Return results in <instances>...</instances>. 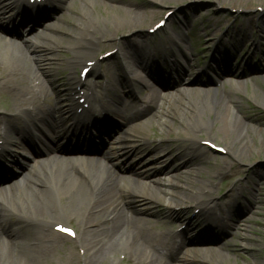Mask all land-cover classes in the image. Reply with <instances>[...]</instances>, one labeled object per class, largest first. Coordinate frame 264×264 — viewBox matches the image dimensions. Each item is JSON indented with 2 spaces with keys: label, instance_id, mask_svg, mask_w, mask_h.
I'll list each match as a JSON object with an SVG mask.
<instances>
[{
  "label": "bare ground",
  "instance_id": "obj_1",
  "mask_svg": "<svg viewBox=\"0 0 264 264\" xmlns=\"http://www.w3.org/2000/svg\"><path fill=\"white\" fill-rule=\"evenodd\" d=\"M24 1L0 0V10L13 13L19 7L17 3ZM45 1L51 4L52 12L62 9L67 4L66 0ZM82 1L92 5L91 0ZM150 1L153 5L147 10L129 1L113 0L115 6H112V10L120 11L122 18L106 19L104 29L95 24L94 31L86 32V35H81L78 31L62 30L61 35L65 38L69 35V40L62 37L57 39L54 32L52 38L40 47L24 46L25 50L19 51L16 49L18 47L8 48L0 44V92L6 90L9 94V100L0 110V152L5 154L6 160L9 156L16 159L17 154H12L6 149L21 146L23 141L29 139L35 147L44 146L52 153L48 154L50 157L43 167L29 175L19 176L12 171L8 178L6 173L3 175L0 172V176L6 178V181L0 180L3 181L0 187V264L6 262L38 264L39 257H63L61 261H64V264H108L114 258L125 259L124 264H177L175 261L178 260L181 251L186 252V256L181 260L184 264H198L196 259L187 257L189 252L202 261L215 259V264H222L225 261V258L219 255L220 250L215 248L217 247L215 238L225 236L232 228L238 229L240 225L237 211H233L237 204L232 200L214 201L210 195V190L214 187L211 179L227 173V168L231 171V167L222 165L226 164L225 160L217 166L215 172L207 173L208 179L201 190H197L199 187L193 182H187L191 187V195L175 191L171 195L172 200L175 199L173 205H166L167 212L171 211L168 206H183V211L179 210L178 214H175L183 219L184 211L187 210L184 206L192 205V208L197 209V215L194 216L201 217L208 228L215 230L210 233L212 236L209 238H202L199 233L188 236L183 230L175 232L163 225L157 226V223L129 215L124 207V203L129 201L139 204H160L150 192L138 189L133 181L127 182L129 176L119 178L110 173H101L100 166L94 165L91 159L85 162L87 167L85 170L72 167L78 163L77 161L70 163L58 159V155L66 148L80 147L86 140L85 136L91 134L89 128L93 129L94 122L91 121L97 119L95 114L101 115L105 112L119 115L125 123L123 129L115 126L106 129L100 126L94 131V134H102L110 142L113 140L108 152L113 162L124 159L127 151L138 150L135 137L141 132H146L154 118L159 119V125L166 131L174 129L189 142L185 149L176 155L173 154V157H168L169 159L164 160L157 156L143 169V173H136L137 171L130 166L127 169L130 177L142 175L147 181L148 175L152 173L170 177L176 172H182L183 167L191 164L205 162L206 165H210V158L206 155L209 144L219 143L217 146L236 162L246 161V157L253 153L264 154V144L261 145L254 140L263 133V122L258 120L253 124L244 111V102L247 100L244 95L247 88L245 78L264 73V68L258 64L259 62L254 61L252 55L254 47L264 39V19L257 20L261 22L255 26V30L250 18L239 23V26L234 25L232 33L227 29L223 35H218V21L207 20L203 27L207 35L204 47L209 48L212 39H215L217 44L207 66L198 70L189 57H185L183 61L173 53L172 47L179 42L182 48L181 41L184 38L180 33V27L174 24L173 15L164 24L162 33L156 34L159 35L161 43L153 38L154 33H146L144 27L157 13L163 14L169 10L166 5L179 0ZM217 1L218 6L230 2L232 4H228L229 7L245 11L254 10L256 4L252 3L263 2V0ZM74 4V1L70 3L69 14L72 9L74 10ZM92 6L95 8V5ZM160 8H164V12H160L162 11ZM77 14L85 19L86 13L83 8L78 10ZM180 20V23H185L183 18ZM81 23L82 20L74 25L78 28ZM0 26L4 30H12L9 32L14 35L20 32L15 26L14 18L2 20ZM27 28L33 35L38 32L37 29L33 30V27ZM38 29L43 30L42 25ZM121 30L132 32L126 38H117L115 33ZM194 34L197 36V32ZM88 35L91 38H87ZM146 37L151 39L148 45ZM94 45L98 46L96 49L106 45L116 48L110 55L114 56L113 63L103 71L100 69L96 52L89 48ZM61 46L72 50L76 55L67 61V68L71 70L68 77L72 91L67 99L62 96L63 91L58 92L57 86L47 75L49 70L44 62L47 51ZM160 47H163L165 55L159 50ZM120 51L124 52L122 59L119 56ZM245 51L246 55L242 56ZM80 59L84 60L80 64L81 67L85 66L84 62H91L89 72L92 75L104 72L103 75L109 73L111 78L117 77L124 88L128 89L126 92L128 99L134 94L135 83L144 85L143 78L147 76L146 74H152L157 82L145 84L142 88V98L147 102L146 106L141 107L140 102L130 101L129 108L130 104L127 105L126 100L116 93L112 104L102 101L91 93V87L80 76L76 77L73 69L78 66ZM124 74L129 75L130 79H126ZM212 76H216L221 86L227 88L224 93L217 95L212 91L204 92V89L212 88L213 83H216ZM112 80L107 79V85L114 88ZM45 81L49 82L50 87ZM171 85L173 89L168 88ZM49 88L56 90L55 93H58L60 99L66 101L67 105L63 107L59 99L57 103L59 107H56V110L48 108L44 100L47 98ZM84 88L87 91L81 94ZM82 96L89 106L78 113L76 111L81 104L75 98ZM257 96H254L256 104ZM120 106L126 107V112L122 111ZM52 111H56L58 117L63 120L67 117L75 120L70 131V136L76 138L75 142L72 143V139L68 142L60 141L61 130L56 128ZM84 116L89 120L83 122ZM162 117L168 120L161 119ZM115 133L118 135L112 139ZM22 147V150H28ZM35 150L38 154L42 153L39 147ZM39 158L41 157H37ZM57 159L59 161H56ZM200 173L199 171L197 175ZM250 181V184H237L234 187L233 190L238 193L236 196H240L245 189L246 196L254 194L253 190L246 187L257 186L259 181L255 179ZM231 192L225 197L231 198L233 196ZM240 198L241 196L238 199ZM10 200L19 206V210L11 207ZM254 209L255 204L250 203L243 211L248 215ZM10 215L14 217L12 222L9 220ZM65 218L74 219L79 226L78 233L73 234L75 247L79 251L76 252L77 255L70 247L64 248L65 237L54 230L55 225H60ZM7 224H12L13 227L8 230ZM192 224L190 222L188 225ZM60 227L64 228L61 225ZM188 227L190 226H185V229ZM75 256L78 258L69 262ZM65 257L70 258L66 260Z\"/></svg>",
  "mask_w": 264,
  "mask_h": 264
},
{
  "label": "rangeland",
  "instance_id": "obj_2",
  "mask_svg": "<svg viewBox=\"0 0 264 264\" xmlns=\"http://www.w3.org/2000/svg\"><path fill=\"white\" fill-rule=\"evenodd\" d=\"M67 5H70L72 1H74V10L72 9L70 11V14L66 12H63L56 18V20L51 24L52 26L59 24L57 29L55 30V35L58 38H64L65 40H69L70 36L67 35L66 39L61 35V31H78L81 35H86V32H92L95 29V24L99 26V28L104 29V21L107 20H114V19H120L122 18L120 11L112 10L114 5L113 0H91L92 5H95V8H93L92 5L85 4L82 0H66ZM121 1V0H120ZM129 1L131 3L137 4L142 6V8H145L147 10H150L152 8L153 3L150 0H125ZM219 1L217 0H179V2H174L171 5H166L165 7L169 10L167 12H170V14L166 17V22L171 19V16L175 18V26H179L183 28L186 32V41H188L189 33L192 34L193 32H197V37L195 39V49L190 50L187 47V52H184V55L186 54L188 57L191 58L192 63L195 65L196 69L198 68H204L210 61V58L213 54V50H215L216 47V40L212 39L209 48H205L204 44L206 43V33L203 29V27L206 25V21L209 19H212L213 21H218V35H223L227 29L229 33H232L233 26H239V23L244 22L247 19L251 18V25L253 29L256 25H259L261 21L257 20H263L264 19V0L261 3H252L256 4L254 7V10L252 11H245L241 9H235L229 7L232 3L227 2L224 6H218ZM229 4V5H228ZM216 6V7H215ZM81 8L84 9L86 15L85 19H82L78 14L77 11ZM164 12V8H160ZM158 11V9H157ZM55 12V11H54ZM106 12V13H105ZM166 13V12H165ZM165 13H157L153 19H151L150 23L146 26V31H148L155 23H157L160 19L164 18ZM53 14V13H52ZM105 16H108L105 17ZM60 17H64L62 21H59ZM178 18V20H176ZM180 18H183L185 20V23H180ZM89 20V22L87 20ZM219 19V20H218ZM82 20V23L80 27L76 28L74 24H77L79 21ZM182 21V20H180ZM169 24V23H168ZM168 26V25H167ZM231 26V27H228ZM241 26V25H240ZM46 28V25L44 26V30ZM74 28V29H73ZM76 28V30H75ZM245 28V27H244ZM236 30V29H235ZM255 30V29H254ZM46 31V30H45ZM163 29H160L156 34H161ZM128 30H121V32H116L115 36L117 38H126L130 33ZM227 32V33H228ZM147 33V32H146ZM70 34V33H68ZM158 36L159 35H156ZM73 35V34H72ZM229 37V36H227ZM52 37L42 41L40 45L43 43L46 44ZM87 38H91L88 37ZM150 38L148 39L146 37V45H148ZM77 43L80 44V41L77 40ZM0 44L5 45L6 47H12L9 46L3 42H0ZM107 44V43H106ZM37 47V46H36ZM39 47V46H38ZM88 47V46H85ZM98 46L94 45L89 47L91 50H93L95 55L97 54L98 59L103 58V55L105 52H112L115 51L116 48L112 47V45H106L104 47H100L96 49ZM255 51L252 53L254 56V61L259 65H262V68H264V39L260 44H257L255 47ZM21 49H19L20 51ZM23 50V49H22ZM177 50V49H176ZM174 50V51H176ZM93 52V53H94ZM246 51L242 53V56L246 55ZM183 54V53H182ZM124 55V52L119 53L120 59H122ZM46 58L44 59V62L47 64L46 68H48L49 78L52 80V83L57 86L58 92H62V96H65V94H69V91H67L68 87L70 86V80H69V74H71V70L67 68V61L71 56H76L73 54L72 50L67 49L66 47H57L55 50L47 51L46 52ZM179 57L182 58V55L179 53ZM113 57H106V59L100 60V69L103 71L104 68H106L109 64L113 63ZM241 60V59H240ZM83 60H78V66L74 67V72L76 77L79 76V69L80 64ZM123 61V60H122ZM253 62V61H252ZM104 72H100L96 75H89L86 82H89L93 79L98 80L99 83H102V88L104 85V80L106 79H113L114 83V89L112 88L111 91L105 92L104 90L100 89L102 91V96L110 100L113 98V93L121 94L124 88L120 85L118 78H111L110 74L103 75ZM246 83V90H245V97L247 100L245 103V109L244 111L249 116L250 120L254 124L256 121L260 120L263 122V133L259 134L258 137L254 139L259 144H264V73L262 74H254L247 78ZM143 80L148 84V79L146 77L143 78ZM259 83L258 86L255 84ZM45 84L50 87L49 82L45 81ZM113 87V86H112ZM141 88V84L136 85V96L138 95V100L141 99V95H139V91ZM216 94L220 95L221 93H224V91L227 89L224 86L215 88ZM56 90L49 88L47 93V99L50 101V104H52L55 101V98L58 93H55ZM256 94V95H255ZM258 95V96H257ZM179 94H177V97ZM258 102L256 104L255 97ZM9 94L6 90H2L0 92V110L3 108V105L6 101L9 100ZM48 100H45L47 103ZM186 101V100H183ZM175 107V106H174ZM241 116V114H239ZM165 117H162L163 119ZM114 119L116 121H119L122 123L121 118L118 116L116 117L114 115ZM147 120H150L146 118ZM167 119V118H165ZM146 120V121H147ZM158 118H154L150 122V126L145 132H141L135 137V143L136 147H138V150L136 152L132 153L136 158H139L142 156L143 160L147 163L153 162L157 156L160 158L169 159L170 156L173 157V154L176 155L177 152L181 151L182 149H185L189 142L187 140H184L183 135L179 132H175L176 130L170 129L166 131L165 128L161 127L158 123ZM168 120V119H167ZM123 124V123H122ZM217 142V141H216ZM215 142V143H216ZM219 144V143H217ZM211 145L209 144L207 146L206 155L210 158L209 162L210 165H206L205 162L196 163L188 165L186 168L183 167V171L179 174V181L178 183L182 185V188H177L176 191L178 192H185L188 195H191V187L189 186V182H193L195 186H198L197 190H201L204 186L203 184L206 183L207 173L208 172H215L217 166H219L223 160H225L226 165L228 167H231V171H228L229 168L226 169L225 174H222L220 176L212 178V184L213 188L210 190L211 196L214 201H220V202H227L229 200L234 201L237 205L234 207L233 211H237L236 215L239 218V228H232L231 232L226 234L225 236H220L219 238L215 239L217 240V244L219 245L216 249L220 250L219 255L225 258V261L222 262V264H264V154L256 155L255 153L250 154V156L246 157V161H234V159L227 155L226 152H224L219 146ZM163 152V153H162ZM205 155V154H204ZM169 157V158H168ZM201 163V164H200ZM71 167V166H70ZM201 172L199 175H197L198 172ZM114 174V173H113ZM115 176V175H114ZM202 176V177H201ZM258 180L259 184L254 187H246L247 189L253 190L254 194L252 196H246V189L243 193L240 194L241 198L238 199L240 196H236L238 193L233 190L234 187L237 184H250V180ZM184 181V182H183ZM188 182V183H187ZM248 182V183H247ZM136 186L140 190H144L147 192L152 193V195L156 196V199L160 204H139L134 201H129L127 203H124L125 210L128 212L129 215L133 217H141L144 218L150 222L157 223V226L163 225L164 227L174 230V231H180V229L184 226H190L187 228V232L185 233L188 236H191L193 234H200L201 236H204L206 233H209L212 231V228H208L206 223H204L200 218L195 217L194 215H197L193 213L194 209L191 206H184V208H187L185 213L184 219L181 217H178L175 214H178V211H183V206H168L171 208L170 212H167V206L166 205H173V201L171 196H168L167 194L163 193L164 190H168L166 187H160V190H148L145 188H141L139 185V182H135ZM193 189V188H192ZM232 191L231 198L225 197V195ZM238 199V200H237ZM11 207L14 210H19V206L15 204L13 201L10 200ZM255 204V209L247 215L245 214L243 209L245 207H249V204ZM165 206V207H164ZM188 217V219H185ZM10 222L14 220V217L10 215L9 218ZM164 222V224H162ZM193 223L192 225H188L189 223ZM59 225V224H58ZM61 226H64L65 228H69L73 231V233L77 234L79 231L78 224L74 221V219H62V223H60ZM59 225V226H60ZM57 226V225H55ZM9 227L8 230H10L13 226L12 224H7L6 229ZM65 237L64 242V248L70 247L73 252H79L78 248L75 247V237L70 238L67 236ZM215 249V250H216ZM214 250V249H212ZM185 251H181L178 254V260L175 261L177 264H184L182 258L186 256ZM189 255L187 257L196 259L195 261L198 262V264H215V259L211 261H199L197 260V257L193 256L191 252L188 253ZM77 255V253H76ZM63 257H39L38 264H64V261H61ZM70 257H65L66 260H68ZM77 259L78 256L72 257V259L69 262H72L73 260ZM120 258V257H119ZM15 260V259H14ZM125 259L119 260L118 258H114L109 261L108 264H124ZM6 264H15V262Z\"/></svg>",
  "mask_w": 264,
  "mask_h": 264
},
{
  "label": "snow or ice",
  "instance_id": "obj_3",
  "mask_svg": "<svg viewBox=\"0 0 264 264\" xmlns=\"http://www.w3.org/2000/svg\"><path fill=\"white\" fill-rule=\"evenodd\" d=\"M85 72H87V69H85L84 70ZM57 228L59 229L60 228V226L59 225H57ZM63 231H66V232H70V230L69 229H62Z\"/></svg>",
  "mask_w": 264,
  "mask_h": 264
}]
</instances>
